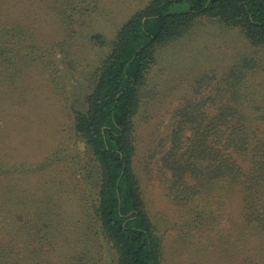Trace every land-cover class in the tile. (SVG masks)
Wrapping results in <instances>:
<instances>
[{
  "label": "rangeland",
  "instance_id": "1",
  "mask_svg": "<svg viewBox=\"0 0 264 264\" xmlns=\"http://www.w3.org/2000/svg\"><path fill=\"white\" fill-rule=\"evenodd\" d=\"M150 1L0 0V26H23L28 41L42 48L40 70L31 63L26 65L30 56L12 55L14 67L20 69V83L1 89L2 110H6L2 116L5 150L10 154L15 148V158L27 164L44 163L51 157L53 166L42 174H25L14 180L18 194L26 196L23 205L33 208L28 210L33 212V224L42 219L37 216L40 214L52 226L50 239L37 237L30 241L19 232L11 240L16 223L11 217H1L0 254L5 256L1 264L114 261L113 250L104 241L86 242L83 237L89 220L83 203L94 191L97 169L91 153L72 131L73 110L86 109L91 76L110 49L109 45H95L91 38L102 35L111 41ZM69 14L71 18L65 23L63 17ZM245 65L248 76L236 81V87L220 102L239 90L243 105L233 104L232 98L230 107H263L264 47H253L241 29L200 16L182 36L156 51V63L142 89L136 117V174L149 220L162 240L161 264H242L248 258L264 261L263 230L247 224L242 217L238 189L220 187L215 195L205 192L194 203L184 204L168 193L157 170L164 164V157L172 159L175 154V150L169 151L168 135L183 121H179L181 112L194 110L199 100L207 102L202 101V110L219 111L224 106L211 104L209 97L218 83ZM52 76L59 83L58 89L51 85ZM17 87L27 101L6 103L4 98L13 95ZM188 123H183V128ZM184 148L179 146L177 151L182 153ZM206 199L209 207L196 209L200 214L191 211L194 204ZM26 212L16 220L33 219ZM9 242L11 250L7 248Z\"/></svg>",
  "mask_w": 264,
  "mask_h": 264
},
{
  "label": "trees",
  "instance_id": "2",
  "mask_svg": "<svg viewBox=\"0 0 264 264\" xmlns=\"http://www.w3.org/2000/svg\"><path fill=\"white\" fill-rule=\"evenodd\" d=\"M200 16L239 28L253 47H264V0H151L126 21L111 41L107 42L102 35L91 38L95 45H109L110 49L93 71L86 109L73 110L72 131L91 153L97 169L94 191L83 203L89 215L83 237L86 242L94 239L111 247L114 261L109 264H161L162 240L149 220L136 174L139 168L136 117L141 108L142 89L156 63L157 49L182 36ZM70 18L69 14L63 20L67 23ZM12 27L0 26V218L11 217L16 223L11 240L19 232L30 241L37 237L49 240L52 226L40 214L37 216L42 221L33 224V212L28 211L33 208L23 205L26 196L18 194L14 180L25 174H42L53 167L51 157L44 163L27 164L15 158V148L8 154L4 146L2 116L6 110H2L1 89L20 83V69L14 67L12 55L30 56L26 65L31 63L39 70L42 57V48L28 41L23 26ZM246 67L218 83L209 97L211 104L224 106L219 111L202 110L203 100H199L197 108L181 112L179 121H183L168 135L169 151L175 150V154L172 159L164 157V164L157 170L168 193L184 204L194 203L205 192L215 195L220 187L238 189L243 203L242 217L264 233V106L248 110L237 107L243 105L237 89L227 101L220 102L236 87V81L248 76ZM52 78L51 85L58 89V81L55 76ZM14 91L4 98L6 103L27 101L20 87ZM232 98L235 107L229 106ZM185 122H189L188 127L183 128ZM179 146L185 147L182 153L177 151ZM202 206L209 207V199L194 204L191 211L200 214L195 210ZM24 212L33 219L17 221ZM10 245L9 242L8 250ZM3 259L5 263V256L0 254V264ZM242 264H264V261L248 258Z\"/></svg>",
  "mask_w": 264,
  "mask_h": 264
}]
</instances>
